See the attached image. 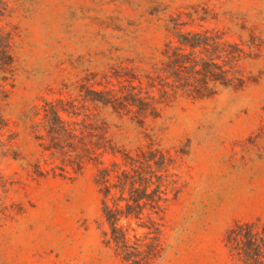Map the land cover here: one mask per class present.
<instances>
[{"label": "rangeland", "instance_id": "obj_1", "mask_svg": "<svg viewBox=\"0 0 264 264\" xmlns=\"http://www.w3.org/2000/svg\"><path fill=\"white\" fill-rule=\"evenodd\" d=\"M6 1L0 26L13 33L14 75L3 109L18 158H0V264H123L104 242L95 166L35 174L28 112L41 97L103 88L117 71L143 75L161 59L175 16L183 30L217 28L240 43L246 86L178 98L143 126L101 115L123 147L152 143L172 159L176 193L154 264H241L223 237L235 220L264 221V0Z\"/></svg>", "mask_w": 264, "mask_h": 264}, {"label": "trees", "instance_id": "obj_2", "mask_svg": "<svg viewBox=\"0 0 264 264\" xmlns=\"http://www.w3.org/2000/svg\"><path fill=\"white\" fill-rule=\"evenodd\" d=\"M8 10L7 1L0 0V21ZM185 24L180 16L170 19L172 37L165 42L161 59L143 75L133 69L117 71L98 83L103 88L81 86L76 98L41 97L28 112L38 154L32 163L35 174L48 173L47 165L62 175L95 166L104 242L123 264H154L162 257L165 212L176 193L172 159L152 143L135 151L120 145L102 111L143 126L178 98H210L220 88L243 89L249 79L241 66L248 52L240 43L217 28L183 30ZM12 40V31L0 26V158L16 159L14 133L5 135L8 121L3 109L14 75ZM223 242L241 264H264V221L235 220Z\"/></svg>", "mask_w": 264, "mask_h": 264}]
</instances>
